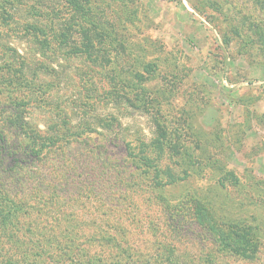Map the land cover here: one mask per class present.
Segmentation results:
<instances>
[{
	"label": "trees",
	"instance_id": "obj_1",
	"mask_svg": "<svg viewBox=\"0 0 264 264\" xmlns=\"http://www.w3.org/2000/svg\"><path fill=\"white\" fill-rule=\"evenodd\" d=\"M125 1L0 0V264H120L109 260L114 255L110 250L102 259L91 255L88 249L106 243L122 246L116 235H91L85 238L89 245L80 247L78 236L73 237L65 227L66 206L80 198L84 187L83 191L99 200L115 196L126 202L146 184L159 195L158 201L164 203L171 220L182 212L190 214L217 249L252 261L264 246V223L229 221L220 211L216 217L217 206L209 199L186 195L171 201L162 196L164 187L194 176V160L187 140L191 134L185 131V122L177 121L176 108L164 110V103L142 87L153 77L157 64L144 60L130 67L121 63L124 58L133 60L125 40L120 39L113 10L117 5L125 9ZM250 1L264 13V0ZM199 3L221 13L219 3ZM193 8L199 11L197 6ZM250 26L257 41L264 42V23ZM228 28V32L221 34L225 45L233 39L244 40L239 26L231 24ZM11 36L26 45L23 55L11 47ZM73 61L83 66L79 73L83 79L74 95L75 123L60 108L52 84L54 76L59 75L55 67H62V63L72 67ZM95 83H100L102 90L96 91ZM105 99L113 109L119 101L147 114L152 125L150 137L141 130L130 133L112 113L98 114L100 102ZM35 110L48 114L47 119H35ZM104 132L113 140H108ZM112 142L120 149L114 155L106 148ZM79 145L86 151L85 156L79 160V154L66 156L68 150ZM59 154L66 156L61 164ZM69 160L82 166L85 184L72 185L70 177L76 168L75 164L67 165ZM109 167L110 172L115 167L121 174L129 169L138 174L129 175L130 182L123 183L125 191L113 185L94 187L92 179L105 175ZM219 183L224 188L226 184H240L232 171H226ZM55 220L63 221L64 233L55 231ZM129 258L124 259V264H129Z\"/></svg>",
	"mask_w": 264,
	"mask_h": 264
},
{
	"label": "rangeland",
	"instance_id": "obj_2",
	"mask_svg": "<svg viewBox=\"0 0 264 264\" xmlns=\"http://www.w3.org/2000/svg\"><path fill=\"white\" fill-rule=\"evenodd\" d=\"M200 1L127 0L125 9L116 4L113 10L120 39L125 40L133 58L129 61L124 58L121 63L130 67L144 60L157 64L153 77L142 87L164 103V110L176 108L177 121L185 122V131L191 134L187 140L194 160V176L178 185L164 187L162 196L171 201L186 195L209 199L217 206L216 217L224 212L229 221L257 225L264 223V42L257 41L250 25L263 24L264 13L253 7L250 0H212L222 5L221 13L203 8ZM231 24L241 28L244 40L233 39L225 45L221 34L228 32ZM11 38V47L23 55L26 45L15 36ZM70 64L72 67L64 63L55 67L59 75L54 76L52 84L60 108L75 123L77 97L74 95L83 79L82 75L79 77L83 66L78 61ZM95 85L96 91L102 90L100 83ZM100 104L98 114L112 113L130 133L141 130L150 137L152 125L147 114L119 101L116 109L106 99ZM47 115L37 110L33 114L39 121H45ZM111 137L108 135V140ZM115 145L112 142L106 146L111 155L120 152ZM78 154V160L86 155L81 145L66 152L68 157ZM66 156L58 155L60 164ZM69 163L76 168L70 177L72 185L85 184V171L79 162L69 160ZM110 167L105 175L92 179L94 187L113 185L125 191L123 183L130 182L129 175L138 174L131 169L121 174L115 167L110 172ZM226 171L236 174L239 186L221 187L219 179ZM84 189L77 202L73 200L66 206L64 224L69 233L78 236L80 247L89 245L85 240L88 236L98 237L103 233L116 235L122 244L95 245L88 248L91 255L103 259L110 250L114 252L112 256L118 257L111 256L109 260L120 264L126 263L127 257H131L129 264H264V246L260 247L257 258L243 260L217 249L212 238L194 224L190 214L182 212L171 220L164 203L158 201L159 195L146 184L126 202L115 196L109 199L103 196L99 200ZM53 216L58 217L54 213ZM53 222L55 231L64 233L63 221ZM121 233L124 237L118 236Z\"/></svg>",
	"mask_w": 264,
	"mask_h": 264
}]
</instances>
